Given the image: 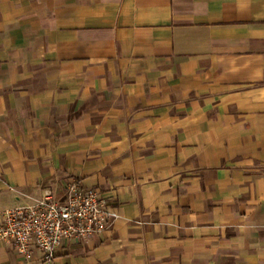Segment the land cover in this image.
<instances>
[{
	"label": "crops",
	"instance_id": "1",
	"mask_svg": "<svg viewBox=\"0 0 264 264\" xmlns=\"http://www.w3.org/2000/svg\"><path fill=\"white\" fill-rule=\"evenodd\" d=\"M69 180L111 226L0 264H264V0H0V221Z\"/></svg>",
	"mask_w": 264,
	"mask_h": 264
},
{
	"label": "built area",
	"instance_id": "2",
	"mask_svg": "<svg viewBox=\"0 0 264 264\" xmlns=\"http://www.w3.org/2000/svg\"><path fill=\"white\" fill-rule=\"evenodd\" d=\"M64 189L63 201L46 189L30 204L3 210L0 241L26 260L40 252L49 261L67 241L84 242L111 226L109 195L75 180L66 181Z\"/></svg>",
	"mask_w": 264,
	"mask_h": 264
}]
</instances>
